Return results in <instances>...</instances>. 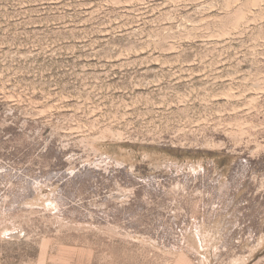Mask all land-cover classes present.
Here are the masks:
<instances>
[{
	"label": "rangeland",
	"instance_id": "374dc122",
	"mask_svg": "<svg viewBox=\"0 0 264 264\" xmlns=\"http://www.w3.org/2000/svg\"><path fill=\"white\" fill-rule=\"evenodd\" d=\"M0 264H264V0H0Z\"/></svg>",
	"mask_w": 264,
	"mask_h": 264
},
{
	"label": "built area",
	"instance_id": "2783aa9c",
	"mask_svg": "<svg viewBox=\"0 0 264 264\" xmlns=\"http://www.w3.org/2000/svg\"><path fill=\"white\" fill-rule=\"evenodd\" d=\"M197 62L195 61H189V62H181L180 65L178 66L179 67V75L181 74V72H187V73H191L193 70H194V67H197L199 64H196ZM203 76V73L200 72L198 70V73H194V75H188L189 79L187 80V82H189L190 84V81L191 82H202L204 81L205 79L202 78Z\"/></svg>",
	"mask_w": 264,
	"mask_h": 264
}]
</instances>
